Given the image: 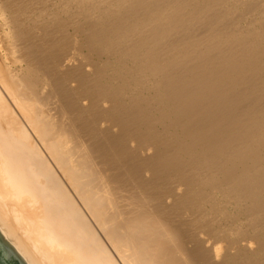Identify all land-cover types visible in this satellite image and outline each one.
<instances>
[{"label":"bare ground","instance_id":"6f19581e","mask_svg":"<svg viewBox=\"0 0 264 264\" xmlns=\"http://www.w3.org/2000/svg\"><path fill=\"white\" fill-rule=\"evenodd\" d=\"M0 232L26 264H264V0H0Z\"/></svg>","mask_w":264,"mask_h":264},{"label":"water","instance_id":"95a60500","mask_svg":"<svg viewBox=\"0 0 264 264\" xmlns=\"http://www.w3.org/2000/svg\"><path fill=\"white\" fill-rule=\"evenodd\" d=\"M0 264H26L0 232Z\"/></svg>","mask_w":264,"mask_h":264}]
</instances>
